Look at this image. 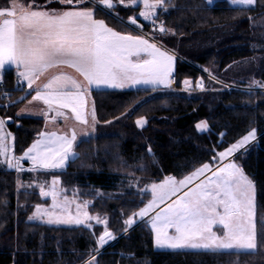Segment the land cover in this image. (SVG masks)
<instances>
[{
  "label": "trees",
  "instance_id": "1",
  "mask_svg": "<svg viewBox=\"0 0 264 264\" xmlns=\"http://www.w3.org/2000/svg\"><path fill=\"white\" fill-rule=\"evenodd\" d=\"M23 1L46 10L76 6L58 0ZM82 6L94 7L97 17L108 25L127 29L93 3ZM0 7H10V0H0ZM263 15L264 0H256L251 7L234 6L230 0H212L211 4L207 0H168L156 19L172 31L146 28L158 30L159 40L180 55L175 64L179 90L93 89L98 133L75 144L76 156L65 169L35 173L0 165V264H81L96 249L101 225H51L28 219L37 204H47L49 199L36 186L19 190L18 181L53 176L60 177L67 195L77 191L81 199L92 201V212L108 215L109 229L119 236L98 253L95 264H264V91L249 94L246 89L231 88L188 94L181 90L185 79L194 85L199 79L207 80L206 72L214 64L221 71L238 60L264 54V28L255 24ZM255 43L262 46L256 48ZM254 70L264 83V58ZM1 80L0 110L13 118L9 125L15 133V153L22 154L43 130L45 120L17 115L28 97L21 99L23 90L17 86L14 68H6ZM2 91L7 98L1 96ZM140 116L147 119L143 128L135 123ZM202 119L208 121L210 131L196 128ZM252 128L258 140L234 161L256 187V250L158 249L146 221L124 233V220L151 199L150 190L141 191L145 185L170 175L182 177L213 161L218 151Z\"/></svg>",
  "mask_w": 264,
  "mask_h": 264
},
{
  "label": "snow or ice",
  "instance_id": "2",
  "mask_svg": "<svg viewBox=\"0 0 264 264\" xmlns=\"http://www.w3.org/2000/svg\"><path fill=\"white\" fill-rule=\"evenodd\" d=\"M58 2L76 6L63 10H45L34 8L23 0H10V7H0V79L6 66L14 65L18 78L26 81L28 89L34 91L32 101H42L47 106V111L44 112L46 118L48 112H55L56 115L52 117L54 120L58 116L66 115L63 109H70L77 122L88 124L85 111L88 89L79 81L70 75L59 73L52 75L45 83L37 84L41 76L59 65H68L75 69L84 77L88 86L94 85L97 88L143 85L155 89L161 85L166 88L171 86L175 57L162 45L158 46L152 38H145L144 35L116 31L103 19H96L93 8L82 6L85 3H95L102 10L111 11L117 6H138L142 3L143 8L138 16L152 23L154 28L158 27L161 33H165L172 30L166 29L163 23L157 25L155 19L157 9L164 6V0H118V3L114 0ZM207 2L211 4L212 0ZM230 2L234 6L245 7L255 4V0ZM128 21L131 25L143 28L136 15L129 16ZM257 83L253 81V85ZM183 84L187 88L191 81L185 79ZM197 87L203 88L202 81H197ZM253 90V87H249L247 91L251 94ZM91 117L95 122L94 107ZM135 123L143 128L147 119L140 116ZM5 124V119L0 118V157L4 158L2 162L9 169L24 171V160L31 161V171L62 168L69 158L76 156L73 151L74 142L77 140L75 129L71 131V135L42 131L22 156H15L13 146L8 143L11 133L6 132ZM196 128L201 132L210 131L207 121H200ZM256 132L252 128L240 140L219 151L213 157V163L206 162L181 179L170 175L158 183L145 185L141 191L150 188L152 198L124 220L125 231L136 223L135 218L148 217L157 248L255 250V183L234 160L226 163L224 161L232 157L238 149L254 141ZM148 154L152 155L150 147ZM216 161L219 163H215ZM46 183L45 181L37 186L41 196L51 197L52 205L45 208L37 204L29 219H42L47 216L49 223L76 224L94 219L97 224L104 226V231L97 239L100 246L115 239L108 228V219L93 217L87 211L81 212L80 204L76 205L75 218L62 216L61 212L67 213L68 201L66 197L63 202L58 200L59 177H52L47 190ZM87 227L91 228L92 224L89 223ZM217 228L220 229L219 232L215 230ZM93 251L99 253V249ZM87 264H95V257Z\"/></svg>",
  "mask_w": 264,
  "mask_h": 264
},
{
  "label": "rangeland",
  "instance_id": "3",
  "mask_svg": "<svg viewBox=\"0 0 264 264\" xmlns=\"http://www.w3.org/2000/svg\"><path fill=\"white\" fill-rule=\"evenodd\" d=\"M167 1L168 0H164V6H165V4H166ZM23 2L26 3L25 1H23ZM114 2H117L118 3V0H114ZM255 2H256V0H255ZM93 4L96 5L95 3H93ZM10 6H11V4H10ZM89 8H93L94 11H95V8L94 7H89ZM142 8H143V4L140 3L138 6H127V7H125V6H117L116 8L112 9L111 11H107L108 13L114 15L117 19H119L121 22H123L126 25L127 29H124V31L118 30L117 28H114L113 26L108 25L106 22L105 23L109 27L113 28L116 31H119V32H122V33H126V34H131V35H144L145 38H152L153 39V42L157 43L158 46L162 45L163 48L169 52V54H171V55H173L175 57V60H174V74H173V76H175L176 57L177 56L180 57V55L177 54V52H175L174 50L168 48L166 45H164V43H162L159 40V38L157 36V34L159 33L158 30L153 31L151 29H147L146 28V25H149V27H150L151 23L149 21H147V20H144L142 17H139L138 16V13L142 10ZM160 8H162V7H159L157 9L156 17H157V15L159 13ZM61 10H63V9H61ZM118 10L121 13H119ZM133 15H136L137 18H138L139 23L143 25V28L142 29L138 28L135 25H131L130 22L128 21V17L129 16H133ZM156 17H155V19H156ZM95 18L96 19H102V18H98L97 17L96 11H95ZM159 21L160 20H157L156 19V22L157 23ZM255 24H258V25H260L261 27L264 28V15L262 17H260L259 19H257V21L255 22ZM153 29H155V28H153ZM156 29H158V27ZM261 46H262V44H260V43H255L254 44V47H256V48H259ZM263 58H264V54H257L254 57V59H242V60H238L236 62L231 63L228 67H226L225 69H223L221 71H218V65L217 64H214L213 69H211L210 72H209V69H208L207 70L208 72H206V74L208 75V79L207 80L199 79V81H202V83H203V88L197 87V83L194 85L193 82H192V80L188 79L189 81H191L190 86L186 88L185 85L183 84V87L181 88V90L186 91L188 94H193V93H196V92H199V91H204V90H225V89H231V88H243V89L248 90L249 87H253V89H254L253 91H257V90L264 91V87H260V85H264V83L255 75V70H254L255 65L259 62L260 59H263ZM49 71L53 75L54 74H59V73H65L67 75H70L71 77H73L77 81H79L82 85H84L85 88H87L89 90V99H90V103L92 104V109L94 107V102H93L92 95H91V92H92L93 89H100V88L123 89V88H112V87H107V86H102L100 88H97L94 85L93 86H88L87 85V82L84 80V77L79 72H77L75 69L71 68L68 65H59V66H57V67H55L53 69H50ZM214 71H216V72H214ZM212 77H215V79H212ZM253 81H256L258 83L256 85H253ZM20 84H21V86H20ZM17 86L20 87L21 90H23L21 96L22 97H28L27 98V100H28L29 99V95H28V93H26V87H25V85L22 82H17ZM139 87H146V86L141 85V86H135V87H133V86H127L126 85L124 88L126 89V88H139ZM159 87H162V88H165V89H172V90H176V91L179 90L178 85H177V78H176V83L175 84H172L170 87H167L166 88V87H164L162 85L159 86ZM7 96H4L3 95L2 97L7 98ZM37 103L38 102H30L27 106H24L21 110L18 109L17 115L18 116H20V115L22 116L24 114H31V112H37L38 109L40 108V105H38ZM90 107H91V105L89 106V108ZM92 109H91V111H92ZM62 111H64V113L66 115H64V116H58L54 120L52 119V117H54L56 115L55 112H51V113L49 112V115H48L49 122L47 124H46V122L44 123V128H43L42 131H45L47 129H51L52 131L53 130H57V131H60V132H63V133H70L71 134V131L73 129H75L76 135H78V138L76 140L77 142L80 139H82V138L94 136V135H96L98 133V122L97 121H95V122L92 121L91 112L88 111V118H89L88 119V124H81V123L77 122L74 119V116L67 109H63ZM2 117L4 119L5 118L8 119V117H6L5 115H3V113L0 110V118H2ZM9 118H11L12 119L11 121H13V118L12 117H9ZM200 121H207V120L206 119H202ZM200 121H198L197 123H199ZM207 123H208V121H207ZM9 126L10 125H8V127ZM9 128H10L9 129L10 133H12L13 131L11 129V126ZM14 135H15V133H14ZM14 135L11 134L12 138H15ZM12 138L10 137V139H12ZM238 140H240V139H238ZM257 140H258V134L256 132V139L254 141H250L248 145H245L243 148L238 149L233 154L232 157L227 158V160H225L224 162L226 163L229 160H234L235 156L240 151H242L244 148L248 147L249 145H251L252 143H254ZM13 146H14V154H16L15 153V145H14V143H13ZM228 147H226V148H228ZM223 150H221V151H223ZM73 151L75 152V150H73ZM218 152H217V154H218ZM17 155H19V154H17ZM73 158L74 157H72L71 159H73ZM3 159H4L3 157H0V165L5 164L7 166L6 163H3L2 162ZM70 160L68 161V163L70 162ZM68 163L64 167H62V168H56V169H38L37 171H31L30 169L32 167V163H28L27 161L25 162V160L22 161L23 167L25 169L24 171H31V172H35V173H37L38 171L62 170V169H65L67 167ZM207 163H213V161L207 162ZM215 163H219V161H216ZM200 166H198V167H200ZM176 178L177 179H181V178H183V176L182 177H176ZM45 181L47 182L45 184V188L47 190V188L51 185L52 178H50V179H37V180H34L32 182H27V181L19 180L17 186H18V189L19 190L29 189L32 186L38 187L37 184L44 183ZM158 182L159 181H157V183ZM150 184H148V185H150ZM29 185H31V186H29ZM38 189H39V192H40V188L39 187H38ZM57 190H58V193H59L58 200H60L61 202H63L64 199H65V197H66L67 198V201H68L67 213H64V212H61L60 213L62 216H65V218H67L68 216H71L72 218H75L76 217V214H77L76 205L77 204H80L81 205V212L87 211L93 217H95V216H100L101 218H105L106 217L108 219V222H109L108 215H101L99 213H95V212H92L90 210L89 207L92 204V201L91 200L81 199V197L79 195H77V191H75L72 195H67V193H66L67 190L62 186L60 177H59V183L57 185ZM148 190H150V188ZM43 198L49 199V203H47V204H40V205H42L45 208H49L52 205V199H51V197L48 196V197H43ZM85 202H87L86 203V206H85ZM255 204H256V192H255ZM34 212H35V208H34V211L32 212V214L29 217L33 216V213ZM255 213H256L255 214V223H256V230H257V209H255ZM81 219H83L82 216H81ZM135 219H136V223H134L130 227H127V231H125L124 233H127L131 228H133L138 223L145 222V221L148 222V226L151 228V224H150V221H149V218L148 217H145L143 219L137 217ZM29 220L30 221H33V222H42V223L51 224V225H67V226H78V225H82V226H85V227H87V225L89 223L92 224V227L94 225H100V224H97V222L94 219L91 220V221L85 220L82 224H76L74 222L49 223L47 216H44L42 219L41 218H34V219H29ZM101 226H103V225H101ZM108 228H109V224H108ZM215 230H217L218 232L220 231L219 228H217ZM103 231H104V226H103L102 231L100 232V234ZM100 234H98L96 236V238H95L96 244H97L96 249H99V252H101L107 245H109L110 243H112L114 240H116L119 237L118 235H116V233L113 232L115 239L109 241L104 246H100L97 243V239L100 236ZM153 236H154V233H153ZM154 245H155V243H154ZM158 249L174 250V249H170V248H158ZM180 250H182V249H180ZM184 250H204V249H184ZM226 251H242V250H235V249H233V250H226ZM248 251H253V250H248ZM97 255H98V253L96 251H93L92 250V252L88 256V258L86 260H84L81 264H87V262L90 261L92 257H95V259H96Z\"/></svg>",
  "mask_w": 264,
  "mask_h": 264
},
{
  "label": "crops",
  "instance_id": "4",
  "mask_svg": "<svg viewBox=\"0 0 264 264\" xmlns=\"http://www.w3.org/2000/svg\"><path fill=\"white\" fill-rule=\"evenodd\" d=\"M34 7V6H33ZM34 8H36V7H34ZM6 68H14L15 69V66L14 65H7L6 66ZM5 68V69H6ZM16 70V69H15ZM53 74L52 73H50V71H48V72H46L43 76H41V78H40V80L39 81H37V84H43L44 82H46L51 76H52ZM172 79V78H171ZM24 85H25V87H26V93H28V95H29V99L24 103V104H22V106L19 108L20 110L24 107V106H27L30 102H38L37 104L38 105H40V108L38 109V111L37 112H31V114H24V115H22V116H36V117H43L44 119H45V122H46V124L49 122V118H48V116H47V118L44 116V112L45 111H47V106L46 105H44L43 104V102L42 101H32V95H34L35 93H34V91H31V90H29L28 89V87H27V82L26 81H23V80H20ZM172 84H173V79H172ZM171 84V85H172ZM33 87H35V85L33 86ZM92 95V94H91ZM85 100H86V106H85V111H86V113H87V119H89L88 118V111L89 112H91V109H92V104L90 103V99H89V90L87 91V93H86V96H85ZM91 105V107L89 108V106ZM69 112H71V110L70 109H67ZM51 113V112H50ZM72 114V113H71ZM48 115H49V112H48ZM73 116H74V114H72ZM21 116V115H20ZM3 118V117H2ZM4 119V118H3ZM75 119V118H74ZM5 121H6V124H5V130H6V132L8 131V133H10V131H9V127H8V125H9V123L11 122V121H8V119H6L5 118ZM96 121H97V118H96ZM98 122V121H97ZM45 131H47V132H52V130L51 129H47V130H45ZM53 131H56V132H58V133H63V132H60V131H57V130H53ZM11 134H13L14 135V132H12ZM69 135H71L70 133H68ZM15 136V135H14ZM11 138H12V136H11ZM38 138V137H37ZM36 138V139H37ZM77 138H78V135H77ZM35 139V140H36ZM76 142L77 141H75L74 142V146H75V144H76ZM8 143L9 144H11L12 146H13V143H14V145H15V138H12V139H10L9 138V140H8ZM33 143V142H32ZM31 143V144H32ZM74 146H73V150H74ZM13 153H14V146H13ZM15 156H22L23 155V153L20 155H17V154H14ZM71 158H69L66 162H65V165L68 163V161L70 160ZM28 162V163H31V161H28V160H25V162ZM2 163V162H1Z\"/></svg>",
  "mask_w": 264,
  "mask_h": 264
},
{
  "label": "built area",
  "instance_id": "5",
  "mask_svg": "<svg viewBox=\"0 0 264 264\" xmlns=\"http://www.w3.org/2000/svg\"><path fill=\"white\" fill-rule=\"evenodd\" d=\"M157 23V22H156ZM160 23H162V21H159L158 23H157V25H159ZM150 28L151 29H153L154 28V26H153V24L151 23V25H150ZM172 79H173V84H175L176 83V76H173L172 77ZM18 82H21L20 81V79L18 78ZM2 83V80L0 81V84ZM20 86H21V84H20ZM7 96V92L6 91H2L1 92V96Z\"/></svg>",
  "mask_w": 264,
  "mask_h": 264
},
{
  "label": "water",
  "instance_id": "6",
  "mask_svg": "<svg viewBox=\"0 0 264 264\" xmlns=\"http://www.w3.org/2000/svg\"><path fill=\"white\" fill-rule=\"evenodd\" d=\"M11 120H12L11 118L10 119L8 118V121H11ZM19 125H20V122L17 123V126H19Z\"/></svg>",
  "mask_w": 264,
  "mask_h": 264
}]
</instances>
